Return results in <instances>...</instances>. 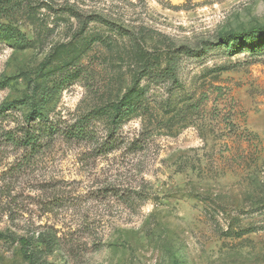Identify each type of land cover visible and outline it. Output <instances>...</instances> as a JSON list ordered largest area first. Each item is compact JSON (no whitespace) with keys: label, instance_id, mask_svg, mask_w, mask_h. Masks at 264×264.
Masks as SVG:
<instances>
[{"label":"rangeland","instance_id":"374dc122","mask_svg":"<svg viewBox=\"0 0 264 264\" xmlns=\"http://www.w3.org/2000/svg\"><path fill=\"white\" fill-rule=\"evenodd\" d=\"M0 24L29 42L0 37V106L35 92L94 135L0 148V264H264V46H217L264 26V0H0Z\"/></svg>","mask_w":264,"mask_h":264},{"label":"trees","instance_id":"16d2710c","mask_svg":"<svg viewBox=\"0 0 264 264\" xmlns=\"http://www.w3.org/2000/svg\"><path fill=\"white\" fill-rule=\"evenodd\" d=\"M0 37L5 42L19 46L21 49L29 45L25 36L11 26L0 24ZM217 46L224 48L230 53L258 50L264 46V26L253 27L241 32L233 30L223 32L218 37ZM1 87L2 84H0ZM34 100L35 92L32 96H26L17 102L11 101L0 106V123L8 119V114L22 111L24 108L28 110L24 112V124H18L14 131H1L0 148L8 146L19 151L21 150L23 153L29 154V157L32 154H39L45 151L49 146V141L58 135L71 142H88L94 138L89 120L82 119L62 129L58 124L50 121L45 107L38 105L39 102H43V99L37 102ZM139 106L140 102L138 100L129 98L119 103L113 109L101 111V114L111 119L112 124L117 125L130 114L136 112ZM98 147H103V150L107 148L106 143H98ZM25 159L22 162L26 163L29 160V158L28 160ZM41 242L48 249L53 248L56 244L49 234L46 236L41 235ZM18 243L23 255L31 260L33 258V252L30 250L31 240L26 237H19Z\"/></svg>","mask_w":264,"mask_h":264}]
</instances>
